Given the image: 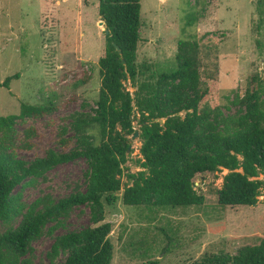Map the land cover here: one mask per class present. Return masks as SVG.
I'll return each mask as SVG.
<instances>
[{
  "label": "rangeland",
  "instance_id": "obj_1",
  "mask_svg": "<svg viewBox=\"0 0 264 264\" xmlns=\"http://www.w3.org/2000/svg\"><path fill=\"white\" fill-rule=\"evenodd\" d=\"M257 1L140 0L136 58L144 72L140 78L171 67L180 39L195 40L202 86L208 82L215 86L207 104L219 105L223 118L245 115L247 96L257 88L258 79H264V18L257 14ZM97 5V0H0V83L19 75L8 89L0 87V116L18 115L21 103L54 106L42 116L16 120L19 138L28 126L37 131L29 138L32 149L17 150L24 160L43 156L46 149L64 152L78 147L72 123L81 114L94 113L100 86L98 59L104 54L106 27L99 24ZM126 87L134 91L129 82ZM259 102L264 117V92L259 93ZM61 137H71L68 146L59 144ZM129 140L125 167L134 172L140 170L136 160L141 158V140L131 136ZM226 172L198 174L194 187L204 202L177 207L123 204V175L121 189L103 195V220L98 222L111 224L110 264H192L205 255H233L242 246L258 244L264 239V187L256 205L218 204L217 190ZM88 173L87 160L78 156L42 177L26 179L28 183L15 192L25 205L47 194L58 200L83 191ZM91 215L90 206L82 204L52 232L54 222L48 223L23 258L29 264H60L66 255L59 254L54 261L47 256L53 240L98 224ZM19 220L16 216L10 226ZM7 227L0 223V231Z\"/></svg>",
  "mask_w": 264,
  "mask_h": 264
},
{
  "label": "trees",
  "instance_id": "obj_2",
  "mask_svg": "<svg viewBox=\"0 0 264 264\" xmlns=\"http://www.w3.org/2000/svg\"><path fill=\"white\" fill-rule=\"evenodd\" d=\"M97 1L98 15L104 20L108 34L104 54L98 59L100 86L94 113L81 114L72 123L78 147L64 152L46 149L43 156L24 160L17 150L32 149L29 138L37 131L28 126L23 138H19L16 120L42 116L54 106L21 103L18 115L0 116V223L8 226L0 231V264H29L23 257L31 251L32 240L48 223L54 222L50 232L63 225L62 219L75 206L89 205L92 221H102V197L121 189L123 175L125 205H201L204 197L195 189L194 178L221 169L228 172L217 190L218 204L253 206L262 195L264 117L259 93L264 92V79H258L257 88L247 96L245 115L223 118L219 105L206 102L215 86L210 82L202 86L200 52L195 40L180 39L171 67L158 75L140 78L144 75L136 63L140 0ZM256 11L263 19L264 0L257 1ZM18 76L7 77L0 87L8 89L10 80ZM126 82L134 88L133 92L127 89ZM135 132L141 140V158L136 160L140 170L132 172L125 163L129 136ZM70 141L71 137H61L58 142L68 146ZM78 156L85 157L89 166L83 191L77 190L58 200L43 195L29 205L20 201L16 187ZM16 216L20 220L12 227L10 221ZM110 231L111 224L101 222L59 234L47 256L54 261L59 254L66 255L60 264H110L113 257ZM192 264H264V239L240 247L233 255H205Z\"/></svg>",
  "mask_w": 264,
  "mask_h": 264
},
{
  "label": "water",
  "instance_id": "obj_3",
  "mask_svg": "<svg viewBox=\"0 0 264 264\" xmlns=\"http://www.w3.org/2000/svg\"><path fill=\"white\" fill-rule=\"evenodd\" d=\"M99 24L104 25L105 24L104 20H100ZM107 34H108V30L106 28H104V35H107ZM116 49L120 53V49L118 48V46H116ZM131 137L132 138H139V133L135 132ZM129 149H130V147H128V149H127L128 152H129ZM225 170H227V169H225ZM238 171L242 172V169H238ZM227 172H228V170H227Z\"/></svg>",
  "mask_w": 264,
  "mask_h": 264
}]
</instances>
